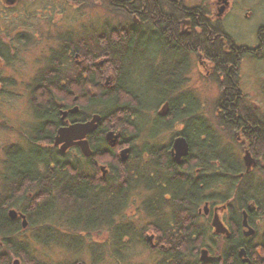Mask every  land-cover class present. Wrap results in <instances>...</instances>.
<instances>
[{"label": "trees", "instance_id": "1", "mask_svg": "<svg viewBox=\"0 0 264 264\" xmlns=\"http://www.w3.org/2000/svg\"><path fill=\"white\" fill-rule=\"evenodd\" d=\"M70 1L76 4V2H86L87 0ZM98 1L103 2L107 8L111 7L113 10H120L127 17H129L127 11L133 8L132 5L136 6L137 11H141L143 4L146 3V0ZM171 1L174 0H165L169 5L167 16L168 25L172 27V21L169 18H172L171 15L176 12V6H170L169 2ZM155 3H160V0ZM184 10V14L192 15V10L188 9L187 11V8H184ZM152 14L154 16L152 19L153 26L158 30L161 26L156 21L161 20L164 15H162L159 7L153 8ZM117 33L116 29H109L101 36L98 31L91 33V36L87 38L88 40L85 37H77L78 39L72 37L73 47L70 48L72 54L80 53V55H83L87 59L90 57V52L87 49L89 44L92 47V58L102 55L105 56V60H108L105 62L111 66L112 71L116 75L114 84L110 86L103 82L104 72L101 68L103 65L93 66L89 72L81 70L84 67L83 63L77 65L74 62L72 63L71 59L73 56L72 54L69 56L68 49L64 48L65 46L59 45L58 49L54 51L55 53L52 56H48L46 65L36 71L35 77L38 75L36 82L31 84V106L34 117L43 123L48 121L51 129L44 131L42 127L43 123L41 122L38 124L39 128L37 127L35 130L36 144L32 149L29 148L26 151L9 147L6 152V171L11 181L10 186L13 188V186L21 183L20 186L18 185L19 187L29 189L35 183V194L38 188L39 192L41 190L43 191V193L42 191L40 192L38 197H31V199L26 197L24 199L27 207L31 202L33 203L32 211L28 216L30 227L36 226L40 228L43 227V224L47 223L48 225L46 226L53 230L51 228L53 226L52 223L53 221H57L58 231L64 232L63 234L66 237H72L68 243L65 242L64 237H60L61 239L59 240L61 244L65 243L70 249L73 247L76 250L75 242L79 234L83 232L92 233L100 229H107L112 233L114 239L112 238L111 241H113L114 246L118 244L123 245L122 242L126 241L123 237H128V231L132 228L130 225L131 221H127L124 218V211L131 199L130 197L139 186H142V190L143 188L145 189L144 192H149V186H147L148 183L145 176L146 173L144 172L145 162L138 153L132 156L134 164L130 166L128 162H119L115 157L116 165L119 164L121 167L116 166L113 161L112 164L116 166L115 169L110 168V173L105 178H102L103 180L98 176V168L95 166L97 157H102L105 151L112 150V146L107 143L103 135L107 129H110L111 123L114 125V129L120 134L119 141L124 139L125 130L135 137L139 134L138 132L140 130L139 118L143 117L148 110H153L157 106V104L148 106V102L142 104L135 99H131L133 92L130 88L133 87V84H129L128 82L131 94L120 87L121 82L127 78L125 77L126 75L120 74V72L122 71V73L127 74V70L132 69L129 66L131 59L122 58L120 55L129 52L124 50V48L131 47L132 35H124L122 33L117 35ZM173 33H175V30ZM120 37H122L121 40L119 39ZM109 39H118L120 40V44L112 46V44L108 43L110 41ZM104 40L109 45L106 46ZM217 50L221 56H224L220 51V47ZM214 56L217 57L215 61L216 66H219L222 72L227 71L229 56L227 55L223 59H221V56H217V54ZM62 61H64L63 65ZM176 73H178V69L174 67L171 75L172 79H175V85L174 87L172 85L170 91L175 93V95H177L180 89L177 87L178 78ZM90 86L94 88V92L89 91ZM74 97H77V102L74 101ZM127 98L130 103L127 101ZM172 100L166 118L156 115V122L159 124L158 127L166 130L171 128L172 125L177 124V122L180 123L182 129L179 132L189 139L191 152H196V157L193 156L190 160H196L202 167H205V163H202L201 160H205L206 157L214 162L212 168L214 176H212L211 180H208L207 177H203L204 179L200 177L197 181L191 179L189 182L187 178H184L183 187L179 185V189L183 190L185 194L198 191L203 193L204 190L209 188L210 183H214L216 185L217 195L212 200L217 205L221 204V206L227 205L229 207L230 214L235 222L233 237L231 239L222 238V241L219 244L217 243V246L215 245L218 248L216 253H220L221 255H224L225 252L234 253L236 248L240 246H245L248 250L253 248L252 240L249 238L244 239L240 234L241 211H244V208H246L249 202L253 201L257 206L255 212L252 213L250 222L254 221L256 224V221H260L264 224V200H260L263 194L261 191L264 187L260 183L253 181V179H249V182V176L247 178L238 176L241 172L238 161L232 157L231 151L220 148L219 141L213 130H211L202 117H198V112L192 108L196 105L194 101H185L182 96H178ZM60 102L64 103V105H69V103L81 105L79 115L82 119L91 117L92 113L101 116L99 128L89 137L92 149L91 157L81 156L78 149H71L67 154L62 155L55 148L47 150L40 148V141L50 142L48 136L51 135L50 131L54 128L53 122H59V119L55 115L58 113L57 104ZM235 115L236 111L229 110L222 119L226 121L225 124L228 125L231 123L233 126L236 124ZM203 134L208 140L199 137ZM194 139L197 140L196 143ZM151 149H148L150 154L155 148ZM146 150L147 146L143 147L140 152L142 153V151L145 152ZM221 150L225 155H223ZM133 151H135V148H133ZM159 153H162V151H158L156 157L160 156ZM168 162L173 164L169 160L168 154H165L161 158H153L151 164L154 166L156 175L161 171L160 167L167 165ZM205 173L207 174V170ZM160 179L165 185H170L169 191L173 190V193L170 195L171 197L168 200L162 199L160 196L162 189L154 186V184H150L154 186L155 191H158L156 196H153V200L149 198L147 202H144L143 208L147 216L151 218V221H156V228H161L162 236L173 238L171 242L181 244V246L172 250L170 256L175 260V264H183L180 263L183 254L190 253V256H193L196 249L194 245L198 243L196 239L191 240L192 236L196 234V228L190 226V222H187L188 228L183 227L185 225V219H191L193 217L192 214L190 215L186 211L195 206L194 204H201L205 199L202 197L198 202V199H194V196L190 197L188 195H182V199H179V196H177V190L179 189L176 185L174 187L171 186L169 178L164 180L162 176H158L157 181L155 180L153 183H157ZM222 190L225 193L220 194ZM10 193L11 190H9L8 194ZM10 205H13L11 201L9 202ZM255 215L257 216V220L254 218L256 217ZM149 223L146 228H149ZM10 224V235L15 234L19 230V227L14 222ZM181 230L183 231V235L186 233L188 235L185 237L188 238V242L185 243L188 247L183 246L185 238H181L182 234L175 236ZM199 232L202 237L208 239L209 231L207 227H203ZM261 233L264 234V228ZM36 239L41 244L47 243V239L42 236ZM12 243L11 248L4 250L7 257L10 253H14V255L25 256L30 260V264H41L36 258H33L27 253L28 250L26 247L22 248L16 246L14 244L15 242ZM176 243L173 245L176 246ZM8 259L0 252V264H7Z\"/></svg>", "mask_w": 264, "mask_h": 264}, {"label": "rangeland", "instance_id": "2", "mask_svg": "<svg viewBox=\"0 0 264 264\" xmlns=\"http://www.w3.org/2000/svg\"><path fill=\"white\" fill-rule=\"evenodd\" d=\"M88 1L89 0L86 2L80 1L75 4L70 0H20L18 3L17 9H19V12H22L23 20L18 18L16 24H20L17 25L20 27L19 30L22 29V32H26L29 37H27L24 44H20V52L18 53L14 64H12L13 67H7V69L3 71V74L13 76L14 85L9 89V92L11 91L13 94H9V96L5 95V98L0 95V118L1 120L3 119V121L0 122V184L3 173L2 160L5 152L8 151V146L19 144L21 142L23 144L24 137L26 138L28 132L26 130L28 128L26 127L31 124L34 125L35 122L32 108L29 106L28 102V87L33 82H36V77L38 76L35 77L37 69L46 65L48 56H52L55 53L56 46L62 38H67V33L75 39H78L77 37H85L87 39L91 36L90 34L95 31H98L99 34H103V29H101L103 27L106 28V31L109 29L114 30V28L119 26V22L126 21L120 10H113L111 7L107 8L103 2L98 0ZM181 2L184 4V7L187 8V11L188 9L192 10V13L194 12L195 16L199 17L201 22L205 21V23L209 24L208 18L212 19L214 21L213 27H206L205 29L214 30L219 36L216 45L206 42L205 44H201L203 46L198 47L197 50L200 52V58H202V60L204 59L206 66H209V68L200 65V58L196 52L188 54L187 61L189 71L187 70V67L185 70L186 74L184 75V77H187L188 79L186 78L187 81L185 80L183 83H180V86L178 87L180 89L178 90L176 97L185 96L186 98V96H192L191 99H193L196 104L192 108L198 112V117H202L211 130H213L219 141L220 148L232 152V157L238 161L239 165H241L239 166L241 171H243L244 163L246 168L245 171L252 174L249 176L248 180L253 179V181L260 183L264 187L263 167L259 170L254 164L248 166L244 161L246 154L249 155L251 160L254 157L252 156L253 153L256 152L257 157L262 158L261 163H264V130L261 128V130L258 131V128L250 123L251 121L259 123L264 121V57L259 61L255 59L252 60L250 57L240 58L236 62L237 67L234 66L235 69L228 66V70L222 72L220 67L216 66L215 61L217 57L214 56L216 54L217 56H221L217 50L218 47H220L222 54H225L223 49L224 45L223 42L220 41V37L228 35L230 40L231 36L235 41L244 43H248L254 39V34L250 37L252 34L251 31L254 30V27L261 20L260 14L264 17V0H227V2H229V5L227 6L223 0H181ZM146 4L147 1L143 4V8ZM147 6L149 7L150 5L147 4ZM221 6L223 9L219 10ZM249 9L258 12L251 20H247V22L242 21L245 19L244 14L246 11H249ZM220 13L221 15L218 16ZM186 15L188 14L186 13L185 16ZM192 46H194V48L197 47L195 43ZM91 48L92 47L88 44L87 49L90 52L89 58L86 59L83 55L78 53L75 54L77 56H75L74 61L71 59V62H74L76 65L83 63L84 67L81 68V70L86 72H89L93 66L103 65L101 67L104 72L102 78L103 82L108 86L114 84L115 74L114 71H112L111 66L105 62L108 60H105V56L103 55L92 58L93 55L91 53ZM226 73L229 75L231 74L230 76H232V78L227 77ZM221 78H223V82L220 81ZM237 87L238 89L236 90ZM90 90L93 91L94 88L90 86L89 91ZM223 90H226V94ZM231 92L234 94H231ZM76 100L77 98L74 99L75 102H77ZM77 106L81 107L79 104H77ZM163 107V105L158 106L145 113V118H143L142 121L147 122L146 124L148 125L143 127V129L138 132L139 134L137 136L134 137L133 134L128 135V132V134L124 133V138L127 139V141H129V138L132 139V141L130 140V144L137 151H134V154L136 155L138 153L141 155L143 161L146 160L147 155H142L140 151L149 140L147 131H149L150 125L152 127L154 117L158 113L160 114V110H162ZM229 110L236 111V115H241L240 112L242 113L241 118H243L244 125H248V129L252 128L253 130L255 129V131L257 130L259 137L262 135L259 142L257 141V143H255L253 137L247 136L246 134L244 135L238 123L233 126L231 123L228 125L225 124L226 121L222 118L226 115V112H229ZM167 116L168 110L165 114H161L162 118H166ZM247 118L252 120L249 121ZM6 119L15 127L8 126ZM99 122L97 125H99ZM19 127H22L23 130L19 129ZM181 129L182 125L177 122V124H174L171 128L159 130L160 133L156 138V142L159 144L163 143V145L167 146L173 138L174 140L177 138L175 136H177V133H179ZM253 130H251V132ZM108 132L112 133L113 142H110L107 139L106 133ZM103 135L105 136L107 143L109 145L112 144V150L105 151L102 157H97V160H95V166L98 168V176L100 177L104 174L106 169L110 173V168L115 169L116 166H119V164L116 165L115 157L121 162L118 157L120 156L121 158L120 149H124L123 144L125 143V140L123 139L122 141L124 143L121 142V145L118 144L120 134L114 129L112 123L110 129H107ZM242 136L246 139L244 142L246 148L253 150L252 154L243 150V143L240 140ZM199 137L206 138L204 137V134ZM196 141L197 140L194 139L195 143ZM167 152L168 150H165L164 152L162 150V157L165 154H168ZM171 152H173V157L174 151ZM191 153L192 152L190 151L187 155L182 156L178 163L192 159L193 154L191 155ZM222 153L225 155L223 151ZM128 154H130V150L126 152V155ZM128 156L125 161L128 162L129 166L133 165L134 159L130 156L129 158ZM172 160L175 162L174 159ZM113 161L116 166L112 164ZM122 163H124V161ZM194 164L195 163H190L189 166L184 169L189 170ZM242 175L243 174H241V176ZM238 176L240 177L239 174ZM247 177L248 174H246V178ZM141 187L142 186H139V188L132 193V196L130 197L131 199L124 211V218L127 219V221H131L130 225L132 228L130 229V233L133 235V238H131L129 242H126L127 245L123 244L126 247L130 245L128 250L118 251V247L122 245L118 244L114 246L113 241H111L113 237L112 233L107 229L96 230V232L92 233L83 232L79 234L75 242L76 250L73 249V247L70 249L65 243H55L53 239L57 233L59 234V237H64L66 243H68L70 239H67L65 234H63L64 232H59L60 230H56L54 235L53 231L48 227H44L41 230L36 229L35 231H33L32 227V229L27 232L22 231L17 233L16 236H14V239L16 241H19L20 239L27 240V245L25 246L28 250L27 253L33 258H36L41 264H76L77 262H80L81 264H151L154 256L151 254V250L144 248V242L139 240L140 232H147V224L151 222V218L147 216L143 208L144 202H147L150 196L147 192H144L145 189L143 188L142 190ZM261 192L263 194L262 197H260V200L263 201L264 189ZM223 193H225V191L223 192L222 190L220 194ZM218 205L221 206V204ZM248 206L254 207L253 212H255L257 206L256 203L250 201ZM218 209H220V218H223L224 210L221 212L222 209L220 207ZM254 218L257 219V216ZM256 224V231L259 234H254L255 237L253 242L260 240V232L264 228L262 222L256 221ZM149 233L150 231H148L147 234ZM35 235L38 237L48 236L47 243L41 244L40 242H37L34 238ZM217 240V243L219 244L222 241V238ZM3 250L4 249H1L0 252H3ZM15 258L18 259L19 264H30V260L25 256L13 254L6 263L12 264L13 259Z\"/></svg>", "mask_w": 264, "mask_h": 264}, {"label": "flooded vegetation", "instance_id": "3", "mask_svg": "<svg viewBox=\"0 0 264 264\" xmlns=\"http://www.w3.org/2000/svg\"><path fill=\"white\" fill-rule=\"evenodd\" d=\"M19 1L20 0H0V95H2L3 98H5V95L9 96V94H13L11 91L9 92V89L12 88L14 85L13 76L8 75V74H3V71L6 70L7 67L9 68L13 67L12 64H14V61L17 58L18 53L20 52V44H24L27 37H29L26 34V32H22V29L19 30L20 27L17 25H20V24H16L18 18H21V19L23 18L22 12L21 11L19 12L18 11L19 9H17ZM146 1H147V4L150 5L149 7L146 4L147 7L144 6L145 8V9L143 8L144 10L142 9L141 11H137L136 6L132 5L133 8L127 11L130 19L129 17L124 15V13H122L126 21L119 22V26H118L119 28L118 27L114 28L118 32L117 35L120 33L124 35H132L131 36V43H132L131 47L124 48V50L129 51V52L127 53L125 52L126 54L125 53L120 54L122 58L131 59L130 61L131 63L129 62L130 63L129 66H131L132 69L127 70V74L122 73V71L120 72V74H124L126 75L125 77H127L126 80L121 82L120 87L127 93L131 94V92L129 91V88H130L129 84H133V87L130 88V90L133 92V94H131V97H132L131 99H135L136 101L142 104H144V102H148L147 103L148 106L150 105L154 106L155 104H157L156 107L166 105V108L169 113L170 104H171L170 102L172 99H176L175 93H172V91H170V88H172V85L173 87L175 85V79H172V75H171V72L174 71V67L178 69V73L176 74L178 78L177 87H179L180 83H183L185 80L187 81L188 79L187 77H184V75L186 74L185 70L188 67V61H187L188 54L189 53L193 54L196 52L197 55L199 56L200 52L197 51L198 47L203 46L201 44L203 43L205 44L206 42H210L211 44L216 45L219 34H217V32L214 30L204 28V27H208V28L213 27L214 21L212 19L208 18V21H209V24H208V23H205V21L201 22L199 20V17L195 16L194 12L191 13L192 15L188 14L185 16L184 14L185 7H184V4H182L181 0H174V1L169 2L170 6L171 5L176 6L175 7L176 12L173 13L175 15L172 14L171 15L172 18H169L172 21V27L168 25L169 22H168L167 16H168L169 5L165 2V0H160V3H155L158 0H146ZM223 1L225 2L226 6L229 5V2H227V0H223ZM155 7H159L160 10L162 11V15H164V17L161 20H157V21L155 20L156 23H158L159 26H161V28L158 30L157 28H155V26H153V20H152L154 17L152 14V9ZM257 12L258 11H255V10L253 11V9H249V11H246V13L244 14L245 19L242 21L247 22V20H251L252 18L255 17ZM220 15L221 13L218 14V16ZM260 16H261V20L254 27V30L251 31L252 34L250 35V37L254 34L253 36L254 39L252 41L248 43L238 42V41H235L234 38L232 39L230 35L229 36L231 40L229 39L228 35H226L225 37H220V41H222L224 45L223 49L225 53L223 54L224 56H221V59H223V57L226 58V56L229 55L230 58L228 60L229 61L228 66L235 69V67H237L236 65L237 60L243 57H250V59L252 60L255 59L257 61H259L260 59H263L264 57V53H263L264 52V17L261 14ZM101 29H103L102 31L104 34V32L106 31V28L103 27ZM171 30H172V33H171ZM174 30H175V33H173ZM103 34H100V36ZM67 35H68L67 38H62L61 41L59 40L60 42L56 46V49H58L59 45L65 46L64 48L68 49V53L70 56V54H72V52L70 51V48L73 47L72 46L73 41H72V36L68 33ZM121 38L122 37H120L119 39L121 40ZM120 40L111 39L110 41H108V43L112 44V46L119 45ZM194 43L197 46L196 48L192 46L194 45ZM104 44H106V40H104ZM107 45L109 44H106V46ZM72 56H73L72 60L74 61V58L77 55L72 54ZM200 57L201 56H199V58ZM63 62L64 61H62V65H63ZM199 63L202 67L209 68V66H206V62L204 61V59L202 60V58H200ZM187 70L189 71V67ZM227 75L228 73H226V76ZM230 75H228L227 77L232 78V76ZM220 81L223 82L224 81L223 78H221ZM237 89L238 87L236 88V90ZM223 92H225L226 94V90H223ZM231 94H234V93L231 92ZM191 97L186 96L185 98L184 96L183 98L185 99V101L191 102L193 101ZM28 98H29V101H28L29 106L32 108L31 106V99H32L31 85L28 87ZM76 98L77 97H74V99ZM127 101L129 102V99H127ZM57 105H58V113H56L55 116H57V118L59 119V122L58 123L53 122L54 125L53 124L52 125L54 128L52 131H50L51 135L48 136L50 139L49 140L50 142L40 141L39 142L40 148L44 150H47L48 148L49 149L55 148L56 151L62 155L67 154L68 151H70L71 149H78L82 156L83 154L81 153L80 147H78V145L76 144L71 145V147L66 152L60 151V148H59L60 145L55 144V138L60 128L69 127L72 123H81V122L89 121L91 120L94 114L92 113L91 117H85V119H82L79 115L80 107L77 106V104L69 103V105H64V103L60 102ZM32 113H33V109H32ZM240 114L242 115L241 112ZM241 115H236V123H238V125L240 126L241 131L244 133V135L246 134L247 136L253 137L255 143H257V141L259 142L260 137H262V135H260L259 137L257 132L260 131L261 128H264V121L262 123L260 122L261 123L260 124L259 122H255V121L252 122L251 121L252 119L247 118L249 121H251L250 123L252 125L258 128V131L257 130L255 131V129L253 130L252 128L248 129V125H244L243 118H241ZM157 116L161 117V114L158 113ZM143 118H145V116L139 118L138 120L140 123L139 132L141 131V129H143V127L148 125L146 124L147 122L142 121ZM237 119L238 120L240 119V120L238 121ZM1 121H3V119L1 120L0 118V122ZM6 121L8 122L7 123L8 126L15 127L11 125V123L7 119ZM41 122H42L41 120L39 121V119L35 117L34 125L31 124L28 127H26L28 128L26 129L28 132L26 134L27 139L24 137V143L22 144L21 142L19 144H12V145H9L8 148L11 147V148L22 149L26 151L29 150V148L32 149L36 144L35 143V140H36L35 130L37 127L39 128L38 124H40ZM152 123H153L152 127L150 125L149 131H147L148 136H149L148 137L149 140L147 141L145 145L147 146V150L145 152L142 151V155L144 154L147 155L146 160H144L145 162L144 172L146 173L145 176H146V180L148 183L147 186H149V192H147V194L149 193L148 195L150 196L149 197L150 200L154 199L153 196L154 195L156 196V193L158 191V190L155 191V188H153L154 186L160 187L162 189L161 190L162 194H160L162 199L168 200L171 197L170 196L171 193H173V190L169 191L170 185H165V183L162 182L161 179L157 183H153L155 182V180L157 181L158 176H162L164 180L169 178L172 187H174L175 185L177 187L179 185L183 187L184 178L185 179L187 178V181L189 182L191 181V179H193L194 181H197L200 179V177L201 178L207 177L208 180L212 179V176H214V173L212 170L214 162L212 160H210L208 157H206L205 160H201L202 163H205L204 164L205 167H202L200 163L196 162V160H189V161L185 160L178 164L175 163L172 160L174 159L173 158L174 156L172 157L173 152H171V151H174L173 150L174 138L169 142L167 146L163 145V143L162 144L160 143L161 144L160 145L158 142H156V138L158 134L160 133L159 130H162V129L158 127L159 124L156 122V116L154 117ZM49 126H50V123L47 121L43 123L42 127L44 128V131L46 130L48 131L49 129H51V127ZM98 128L99 127L93 130L91 133L85 135L86 136L85 138L87 139L89 146H90L89 137L90 135H92V133L96 132ZM19 129L23 130L22 127H19ZM251 130L253 131L251 132ZM124 133L128 134L127 130H125ZM128 135H131V134H128ZM179 136H182L185 138V141L188 143V148H189L188 151L190 152L191 144L189 142V139H187L181 132L177 133V136L175 137H179ZM124 140H125L124 141L125 143L122 140H120L118 144L121 145L122 144L121 142H123L124 149L128 148V151L130 150V154L128 155L130 157L135 156L134 151H133L134 147L130 144V140L132 141V139L129 138V141H127V139L124 138ZM240 140L243 143V150H245V152L248 151L250 154H252L253 150H249L248 148H246V144H244L246 139H244V137L242 136ZM150 147L155 148L151 154L149 153L150 151L148 150V149H151ZM162 150L163 151L168 150L167 153L169 155V160L172 161L173 164L171 162H168L167 165H164V166L162 165V167H160L161 171L156 175L154 171V166L151 164V162L153 161V158L156 159L157 157H160V158L162 157L163 155L162 153H159L160 156L156 157V155L158 154V151H162ZM6 152L2 160L3 161V168H2L3 173H2L1 184H0L1 185L0 186L1 187L0 214L3 215V216L1 215L0 217V250L1 249L6 250V249L11 248L13 244L12 242H15L14 244L16 246H19L22 248L27 245L26 243L27 240L25 239H20L19 241H16L14 239V236H16L17 233H20L22 231L27 232L33 227V226L30 227L29 217H28L30 215V212L32 211L33 203L31 202L27 207V204H25L26 202H24V199L26 197H29L30 199L31 197H35V196L38 197L40 195V192L42 191L41 190L39 192L38 191L39 188H38L35 194V188H36L35 183L31 185L29 189H23L22 187H19L21 183L13 186V188L10 186L11 181L8 177V172L6 171V166H7V163L5 161ZM192 154L193 156L196 157V152H192ZM91 155L90 156L83 155V157H91ZM252 156H254L251 159L252 164H254L255 167L259 168V170L261 169V167H263L262 170H264V163H261L262 158L257 157L256 152H254ZM118 159L121 161L120 156L118 157ZM125 162L126 161H124V163ZM190 163H195V164L191 169L185 170L186 167L189 166ZM174 164L176 167L174 166ZM206 170H207V174L205 173ZM245 170L246 168L243 163V171L240 170L241 172L239 173L241 178L246 177V174H248V176L252 175L251 173H247ZM108 173L109 172L106 169L104 171V174L101 175L100 179L105 178V176L108 175ZM241 174L243 175L241 176ZM150 184H154V186ZM9 190H11L10 194H8ZM177 191H178L177 196H179V199L180 198L182 199L183 197L182 195L184 196L188 195L190 197L194 196L195 197L194 199H198V202L202 197L205 199L204 202H201V204L200 203L194 204L195 206L191 207L190 209H187L186 211L190 215L192 214L193 217L191 219H185L184 223L186 226L184 225L183 227L188 228L187 222H190L191 223L190 226H194L196 228V234L192 236L191 240L193 241L194 239H196L198 240V243L194 245V247L196 248L194 251V255L190 256V253H184L182 259L180 260V263H183V264H264V248H263L264 234L260 232L261 234L260 240L253 242L254 237H255L254 234H259L256 231L257 224H255L254 221L250 222V218H252L254 207L248 206L249 205L248 204L247 205L248 207L246 206V208H244V211H241L242 219L240 221V225H241L240 234L242 235L244 239L249 238L250 240H252L253 248L248 250L247 248H245V246L244 247L240 246L236 248V251L234 253L225 252L224 255H221L220 253H216L218 249L217 247H215V245L217 246V241H218L217 239H221V238L231 239L233 237L232 234H233L235 222L233 220L232 215L230 214V209L227 205L219 206L215 204L214 201L212 200V198L217 195L216 185L214 183H210L209 188L207 190H204L203 193H200L198 191V192H190V193L185 194V192H183V190L181 189ZM10 201L13 203V205L9 206ZM29 206H31V208H29ZM219 207L222 209L221 212H223L224 210L223 218H220V215H219L220 209H218ZM249 207H251L250 210L248 209ZM10 209H13L15 211L16 216L12 217L11 214H9ZM243 212H245L246 214V222L248 224V227L246 226L244 227L243 225V217H244ZM215 214L218 215L219 220L227 229V231L224 232L223 234L215 232L214 227L211 225L213 218L215 217ZM23 219L26 220L27 224L25 225L22 224ZM11 222H14V224H17L19 227V230L15 234L10 235L9 231L11 229L10 228ZM52 224L53 226L51 228H53L52 231L54 233L56 232V230L58 231V222L53 221ZM149 224L150 226L148 228V231H150V233L147 234L148 231L147 232L141 231L140 237H139L140 239L139 238L138 239L144 242L143 246L145 249L151 250L152 252L151 254L154 256L153 262L151 264H175V260L170 255L172 253V250H174L178 246H181V244L176 243V242H171L173 238L162 236L161 228H156V221H151ZM46 225L48 224L45 223L42 225L43 227H40V228L34 226L33 231H35L36 229L41 230L44 227H47ZM203 227L204 228L207 227L209 231L208 239L202 237L201 233L199 232V230H202ZM248 228L252 229L253 232L251 234H246V231L248 230ZM163 229L165 230V228ZM130 231H128V234H127L128 237H123V239L126 240L125 242H122L124 245H127L126 242H129V240L133 238V235L130 233ZM182 232L183 231L181 230L179 233L175 234V236L181 235ZM181 236H182L181 238H185L188 235L186 233L185 235L182 234ZM37 237L38 236L36 235L34 236L35 239ZM47 237H43V238L47 239ZM112 238L114 239V237ZM59 240H60V237H59V234L57 233L53 241L57 244H61ZM36 241L38 240L36 239ZM186 242H188V238H185L184 245L183 244L182 245L188 247L185 244ZM174 243H176V246L173 245ZM124 245L118 247V251L120 250L124 251V250L129 249L130 245L127 247ZM4 250L3 252L1 251V254L3 253L6 258H10L12 254L14 255V253H10L9 256L7 257V254L4 252ZM241 250H243L242 253L240 252ZM204 251H206V253L203 259L202 252ZM15 259H13L12 264L14 263ZM16 260L18 261V259ZM18 264H19V261H18ZM76 264H81V263L77 262Z\"/></svg>", "mask_w": 264, "mask_h": 264}, {"label": "water", "instance_id": "4", "mask_svg": "<svg viewBox=\"0 0 264 264\" xmlns=\"http://www.w3.org/2000/svg\"><path fill=\"white\" fill-rule=\"evenodd\" d=\"M223 7L220 8L222 10ZM166 113V105L160 110V114H165ZM101 116L99 114H94L91 118V120L86 121V122H81V123H72L69 127H62L59 129L57 136L55 138V144L58 145L60 144V149L62 151H65L71 145L76 144L78 147H80L81 153L84 156H90L92 153V150L90 146L88 145V141L85 138L86 134L91 133L93 130H95L98 125L97 123L100 121ZM107 139L110 142H113L112 138L113 135L111 132L106 133ZM173 150H174V160L175 162L178 163L180 158L182 156L187 155L188 152V143L185 141V138L182 136L177 137L173 141ZM128 151V148H125L124 150L120 151L121 155V161H125L128 155H126V152ZM244 160L246 161V165H251L252 160H250L249 155L246 154L244 157ZM249 210L251 207L248 208ZM9 214H11L12 217L16 216V213L14 210H10ZM244 217H243V225L244 227H248V224L246 222V214L243 212ZM22 224H27L26 220L23 219ZM212 226L215 228V232L217 233H224L227 231L224 225H222L221 221L218 218V215L215 214V217L213 218V221L211 223ZM253 231L252 229L248 228L246 231V234H251ZM241 253L243 250L240 251ZM206 251L202 252V258L204 259ZM14 264H18V261L15 260Z\"/></svg>", "mask_w": 264, "mask_h": 264}, {"label": "bare ground", "instance_id": "5", "mask_svg": "<svg viewBox=\"0 0 264 264\" xmlns=\"http://www.w3.org/2000/svg\"><path fill=\"white\" fill-rule=\"evenodd\" d=\"M59 148H60V146H59ZM69 148H70V147H69ZM69 148H68V149H69ZM68 149H66L65 151H62V150L60 149V151H62V152H66ZM122 150H124V149H122ZM122 150H121V151H122ZM10 210H13V209H10ZM225 228H226V227H225ZM71 238H72L71 236H68V239H71ZM15 260H16V259H15ZM15 260H14V261H15ZM13 264H14V263H13Z\"/></svg>", "mask_w": 264, "mask_h": 264}]
</instances>
